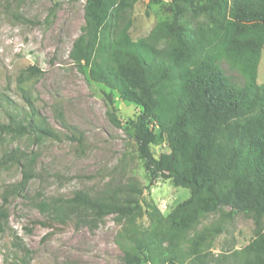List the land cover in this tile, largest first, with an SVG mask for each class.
I'll return each instance as SVG.
<instances>
[{
  "label": "trees",
  "instance_id": "obj_1",
  "mask_svg": "<svg viewBox=\"0 0 264 264\" xmlns=\"http://www.w3.org/2000/svg\"><path fill=\"white\" fill-rule=\"evenodd\" d=\"M137 1L86 0L84 34L71 55L90 67L94 81L137 104L140 111L126 131L146 162L150 183L160 176L171 178L191 194L168 215L153 206L148 210L152 224L144 229L136 222L143 213L141 204L117 190L98 195L79 190L72 197L41 199L36 206L49 222L72 220L92 229L107 215L125 216L123 236L134 244H123L129 264H264V84L258 82L264 0H170L171 17L147 36L134 40L122 30L112 37L120 12ZM189 16L202 18L193 30ZM223 57L245 76V84L230 80ZM29 68L41 71L35 65ZM28 100L31 112H9L8 122L0 119V133L58 138ZM57 112L63 116L61 109ZM161 142H167L169 151L156 156L152 145ZM36 161V154L20 148L0 158V165L22 167V179L7 191L25 190L35 176ZM214 212L222 217L219 223L197 232L185 252L187 232ZM239 212L254 219V237L245 247L213 258L209 240L221 232L224 216ZM8 218L0 204V230ZM20 249L29 255L27 247ZM23 262L31 264L28 257Z\"/></svg>",
  "mask_w": 264,
  "mask_h": 264
},
{
  "label": "rangeland",
  "instance_id": "obj_2",
  "mask_svg": "<svg viewBox=\"0 0 264 264\" xmlns=\"http://www.w3.org/2000/svg\"><path fill=\"white\" fill-rule=\"evenodd\" d=\"M85 3L0 0V119L8 122L9 112H31L30 99L58 134V138L35 140L29 135L0 133V158L16 148L37 155L35 176L20 193L7 189L22 179V167L17 163L0 165V204L9 216L0 230V264H23V257L31 264L130 263L123 244L126 248L134 244L123 236L125 216L107 215L94 229L72 220L66 224L49 222L36 206L41 199L72 197L79 190L92 195L117 190L141 204L143 213L136 222L144 229L152 224L148 210L153 206L168 215L191 194L189 188L177 186L171 178L160 176L150 183L146 162L126 131L128 122L140 111L137 104L94 81L90 67L72 58L74 44L84 34ZM171 14L170 0H138L120 12L112 37L126 30L138 40ZM186 19L192 30L202 22V18L192 16ZM32 65L41 71L32 72ZM221 65L233 83L245 84V76L228 59L223 57ZM258 82L264 84V47ZM152 148L156 156L169 151L167 142ZM221 218L215 212L204 215L187 232L184 251L197 232L217 225ZM220 224L221 232L208 242L215 259L245 247L254 237L255 221L244 212L224 216ZM21 246L29 249L28 256Z\"/></svg>",
  "mask_w": 264,
  "mask_h": 264
}]
</instances>
